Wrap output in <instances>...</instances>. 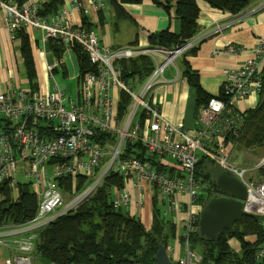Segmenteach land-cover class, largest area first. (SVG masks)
Instances as JSON below:
<instances>
[{
  "label": "built area",
  "instance_id": "1",
  "mask_svg": "<svg viewBox=\"0 0 264 264\" xmlns=\"http://www.w3.org/2000/svg\"><path fill=\"white\" fill-rule=\"evenodd\" d=\"M42 1L0 0V13L10 38L14 39L20 27L30 28L43 41L52 37L68 47L82 48L93 69L77 78L75 94H67L66 88L56 84L51 91L8 84L0 92V185L7 183L15 198L16 176L20 174L31 182L38 198L32 219L0 227V247L8 251L1 264H32L37 231L87 199L110 172L123 179L122 187L110 188L108 200L115 208L130 207L134 202L133 216L141 219L145 206L152 212V197L157 195L161 215L176 222L184 206L189 205L181 195L188 196L190 204L197 199L200 183L195 178V166L201 155L247 185L243 209L258 214L264 226V180H247L250 171L263 166L264 159L246 167L224 153L228 137L236 136L245 123V112L234 101L258 98L261 93L264 39L257 40L253 56L238 68L224 70L221 97H211L200 107L191 134L182 122H168L151 97L155 85L166 81L165 69L199 43L197 35L173 49L109 46L101 42L94 29L70 21L72 10L87 11L83 0H70L72 9L64 6L48 16L38 12ZM103 5L102 0H89V6L96 10ZM142 54L152 58L153 70L142 82L126 80L123 62ZM63 63L61 58L46 63V75L52 78ZM121 93L130 98L123 114L118 109ZM138 147L144 149L143 155ZM80 177L86 180L77 190ZM65 180L70 182V191L63 188ZM186 213L184 230L178 236L183 241L177 238L183 254L172 259V264H202L201 255L189 247L196 214L191 209ZM174 251L172 246L167 247L168 253ZM254 252L259 264H264V241Z\"/></svg>",
  "mask_w": 264,
  "mask_h": 264
},
{
  "label": "trees",
  "instance_id": "2",
  "mask_svg": "<svg viewBox=\"0 0 264 264\" xmlns=\"http://www.w3.org/2000/svg\"><path fill=\"white\" fill-rule=\"evenodd\" d=\"M141 1L119 0V2H116L115 0H108L113 5L118 17L126 16L121 6L122 3H139ZM152 1L165 11L174 10V15L179 21V29L178 31L167 29L151 34L150 47L173 49L184 44L197 33L199 8L196 0ZM206 1L211 6L229 11L232 14L239 13L249 3V0ZM63 4V0H43L38 12L45 16L52 15L60 11L64 7ZM103 7L105 5L99 9ZM80 13L81 25L86 29H91L92 25L88 21L87 14L83 10ZM28 29L30 28L24 26L16 29L14 39L11 40L19 41L24 73L28 80V84L24 88L36 90L38 88L36 86L35 63L30 39L38 41L41 36L37 33L39 35L37 37L36 32L32 29H30L31 34L27 31ZM45 44L47 48L54 52L55 58H62V53L68 48L62 41L52 37H48ZM70 47L76 57L78 65L77 78L79 80L83 73L91 71L93 68L82 48L78 46ZM60 67H56L54 72ZM123 67V77L126 80L142 82L151 73L154 65L151 57L142 54L124 61ZM186 73L188 81L192 82L191 73L188 70ZM62 74L65 75V71ZM262 79L263 87L258 97L257 106L250 111H245V123L242 130L236 136H230L234 137L232 140L236 144L238 142L243 143L246 148L257 143L264 144V65ZM195 86L197 87V105L203 106L212 96L206 95L199 84L195 83ZM218 96L221 97V93ZM119 101V113L123 114L130 103V98L128 95L121 93ZM230 137L228 139H231ZM138 148L141 150L139 154L143 155L144 149ZM208 159L210 158L201 155L195 166V178L200 183V188L194 203L200 206L205 203L207 194L201 192L203 184L199 175L209 178L211 185L214 186L213 177L221 170L216 165L217 170L214 174H210L207 169ZM85 180L84 177L78 178L77 190L81 189L80 185ZM113 185L122 187L123 179L116 173L110 172L87 199L70 211L57 216L37 231L33 251L39 254L44 264H156L155 254L159 246L164 245L167 248L176 237V223L161 215V206L158 204L157 195L152 197V223L150 227L145 226L140 219L130 215L123 208H115L108 200L110 188ZM63 188L70 191L68 180L63 182ZM17 192L14 198L12 189L7 183L0 185V227L25 223L36 214L38 198L31 182L18 181ZM195 216L197 219L193 224V229L189 232V247L196 251L193 244L198 242L202 245L201 251H197L201 255L202 264L205 262H213L214 264H259L254 252L256 245L264 241V226H262L259 218L245 215L233 225L232 230H223L215 240H209L202 237L198 231L199 212ZM249 236L254 238L253 241L247 238ZM231 237H236L239 240V251H234L230 247L228 240ZM180 240L183 241L179 237L178 241Z\"/></svg>",
  "mask_w": 264,
  "mask_h": 264
},
{
  "label": "crops",
  "instance_id": "3",
  "mask_svg": "<svg viewBox=\"0 0 264 264\" xmlns=\"http://www.w3.org/2000/svg\"><path fill=\"white\" fill-rule=\"evenodd\" d=\"M115 1L119 2V0ZM84 2L87 6L85 14L88 16V21L105 45L150 46L151 34L167 29L170 31H178L179 29V21L174 15V10L165 11L152 0H142L139 3H122L125 17H118L113 5L108 0L104 1L105 7L99 10L90 7L89 0H84ZM196 2L199 13L197 16L198 30L195 35L200 41L196 46L176 57L172 64L177 61L178 67L174 64L175 69L168 71L167 76H164L166 81L155 85L151 97L152 103L163 113L168 122H182L191 134L195 132L196 118L201 107L197 105L195 83L199 84L206 95L218 96L224 78V70L238 68L245 59L253 56L252 49L257 40L259 38L264 39V0H249L248 5L237 14L213 7L206 0H196ZM63 3V6L72 9L70 0H63ZM80 14V12L72 10L70 21L79 22ZM27 31L31 33L30 29ZM35 35L39 37L37 33ZM30 44L35 63L37 88L51 91L55 84L59 87L57 83L50 84L53 77L49 78L45 72L46 63H51L56 57L54 52L47 48L45 41L40 38L38 41L30 39ZM229 46H235L236 51H231ZM66 49L62 54H65ZM71 53L75 58L78 75L76 57L73 51ZM49 57L52 58L51 62ZM20 67L24 76L22 78L19 75ZM187 70L192 75V82H189L186 77ZM60 71L61 74L65 71V75L62 74V76L67 77L68 68L65 66V62L61 65ZM24 72L19 41L11 40L10 33L4 23V17L0 13V92L9 83L21 87V82H23L26 87L28 80ZM57 73L58 70L54 72V74ZM234 104L244 112L250 111L257 106L258 98L251 96L241 101H234ZM233 141L228 139L224 149L229 150ZM248 148L251 149V147ZM247 180L251 183H258L264 180V176H258L256 171H251ZM128 187L135 199L136 194L130 186ZM209 195L207 194V196ZM181 197L189 203L187 205L189 207L184 206L185 209L178 215V220L175 222L177 227L175 239L179 250L180 244L177 242V238L181 232L177 229L179 223L184 228L187 219L186 209H191L197 214L202 207V205L195 203L190 204L189 197L186 195H181ZM134 208L133 202L128 209L130 215H133ZM149 212L152 214L150 206ZM140 220L142 221V218ZM247 238L250 240L251 236ZM228 243L232 247L235 246L231 240ZM169 246L171 247L172 243ZM233 248L234 251H239L240 246ZM175 252L176 250L172 254L168 253L173 260L176 259L174 257ZM180 255H182L181 250ZM40 260V256H35L34 264H44Z\"/></svg>",
  "mask_w": 264,
  "mask_h": 264
},
{
  "label": "water",
  "instance_id": "4",
  "mask_svg": "<svg viewBox=\"0 0 264 264\" xmlns=\"http://www.w3.org/2000/svg\"><path fill=\"white\" fill-rule=\"evenodd\" d=\"M213 184L217 192L207 196L199 211L197 228L202 237L215 240L223 230H232L233 225L245 215L258 218V214H250L243 209L247 185L241 179L221 169L214 175ZM155 259L156 264H172L164 245L157 249Z\"/></svg>",
  "mask_w": 264,
  "mask_h": 264
},
{
  "label": "rangeland",
  "instance_id": "5",
  "mask_svg": "<svg viewBox=\"0 0 264 264\" xmlns=\"http://www.w3.org/2000/svg\"><path fill=\"white\" fill-rule=\"evenodd\" d=\"M71 52H72V49L68 47L66 49L65 54H63V56L61 58L65 62V66L68 68L67 77L62 76L60 68H59L58 73L54 74L53 79H51V83H50L53 85H54V83H57L61 89L66 88L67 94H75L76 88H77V66H76L75 58H74V56H72ZM48 59L51 62L52 58L49 57ZM174 64H175V66L178 67L177 61H175ZM174 64H170L166 68V72L163 74V76H167L168 71H172L175 69ZM19 71H20L19 72L20 77L21 78L24 77L21 67H20ZM25 85H26L25 83L21 82V88H24ZM230 138H231L230 140H232L234 137H230ZM224 153L226 156L229 157V159L231 161H233L234 163H236L238 165H244L246 167H254L256 164L260 163L264 159V144L257 143V144L251 145V149H249V148H246V146H244L243 143L238 142L236 144L235 141H233L232 147L229 150L224 149ZM216 165L217 164L213 159H211V158L208 159L207 169H208V172L210 174H214V172L217 170ZM252 171H256V174L258 176L262 175V177H263L264 176V164H263V166H261L257 169H253ZM199 176H200V179H201L202 184H203V188H202L201 192L204 194L206 193V194H210V195L214 194L216 188H215V186L211 185L212 183H211L210 179L205 177L204 175H199ZM16 177H17V180L19 182L26 181V178H24L20 174H18ZM17 193L18 192H16V194ZM123 209L125 211H128L129 207H123ZM142 222L146 226H149L152 223V214L149 212L148 206H145V210H144V213L142 215ZM166 230L168 231L169 229H166ZM182 230H183L182 224L179 223L177 231L182 233ZM229 240H231V242L234 243L235 246H233V247H239L240 246V242L236 237H231ZM229 240H228V242H229ZM250 240L253 241V238L251 237ZM170 243H172V247L176 250L174 257L177 258L179 256V252H180V250L178 248V243H176V239H173ZM193 246L196 249V252L197 251L200 252L202 249V245L198 242L196 244H193ZM230 247L232 249H234L231 245H230ZM6 254H8V251L5 248L0 247V259ZM182 254H183V251H182ZM35 256H39V254L36 253V251H33L32 255H31L32 264H34V257ZM175 260L176 259H174V261ZM40 261L42 263H44L42 259Z\"/></svg>",
  "mask_w": 264,
  "mask_h": 264
}]
</instances>
